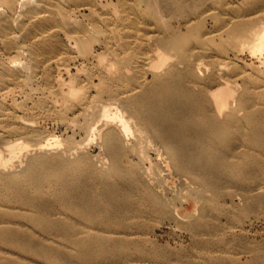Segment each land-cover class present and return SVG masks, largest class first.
<instances>
[{"label": "rangeland", "instance_id": "374dc122", "mask_svg": "<svg viewBox=\"0 0 264 264\" xmlns=\"http://www.w3.org/2000/svg\"><path fill=\"white\" fill-rule=\"evenodd\" d=\"M11 3L0 0V264H264V145L255 138L264 135V53L235 48L228 34L238 21L264 26V0H184L185 10L174 0ZM175 36L190 65L164 48L171 59L154 68ZM174 67L196 91L232 89L241 120L223 140L234 146L215 151L228 168L176 166L175 145L138 115L149 103L171 123L182 117L167 99ZM105 107L130 127L119 157L107 134L121 126L105 125ZM180 128L193 138L207 131L196 122ZM32 160L41 164L38 187L25 185L31 203L23 204L2 184L24 180ZM77 176L81 212L57 184ZM106 207L119 209L121 222L111 223ZM38 215L48 231L32 221ZM24 240L38 252L22 250Z\"/></svg>", "mask_w": 264, "mask_h": 264}, {"label": "bare ground", "instance_id": "6f19581e", "mask_svg": "<svg viewBox=\"0 0 264 264\" xmlns=\"http://www.w3.org/2000/svg\"><path fill=\"white\" fill-rule=\"evenodd\" d=\"M4 1L7 4L12 2V0H4ZM174 2L176 3L177 8L181 10H185L184 0H174ZM63 22H66V21L63 20ZM258 25L259 23L258 24L256 23V26ZM228 34L231 37V41H232L231 44L235 48H240V50L241 48L244 50L246 48L250 51V53H253L256 55L264 53V26H258L257 28H255L253 27V24L251 22L238 21V22L231 24L230 28L228 29ZM164 48L169 49L171 52L172 50H174L173 52H175V54L177 55L179 59V63H183L188 66L190 65V60L186 56V52L184 51L183 45L181 43V37L175 36V37H172V39L167 41L166 43L165 42L163 43V46H162L163 51L161 50L157 52V60L155 64L152 63L154 68L156 69L160 67L162 68V66H164L166 62H168L167 60L171 59L170 57L167 56V50H165ZM231 48L233 47L231 46ZM235 48L233 50H235ZM170 56L172 57V55ZM186 74L191 75V78L197 82V78L195 74H193L191 71H187ZM184 76H185L184 72L174 67L172 68L171 73L165 79L166 80L165 86H167L170 92V94L167 93L168 94L167 99L171 100L173 102L172 104H174L171 109L174 111H177L180 114V116H182L180 117L178 122L171 123L169 120V117L165 115H163L162 117H157V113L159 112L161 113L165 109L164 108L158 109L156 106L151 105L149 103L139 108L138 115H140V117L147 124V126L150 127V129H152L156 133L161 134L165 142L175 145V150L171 153V157L173 159V162L176 164V166L184 168V169L186 168L193 169L196 167L201 168V166H204L208 168V171L211 173L216 172V170H221L223 169V167L228 168V165L224 164L223 160L221 159L220 154L216 153L215 151H219L221 153V151L229 150L230 148H232V146H234L232 145L231 142H226L223 140V135L228 131H232L236 122H238V120H241L239 119V116L237 117V113H235V109H232L230 105L231 103L230 99L231 97H233L232 96L233 91L229 87L228 83H224V85L221 88H219L218 90L214 92L206 91L202 87L196 91L190 88L189 86H185L182 83ZM239 104L241 107H243L247 103L245 102L243 98V99H240ZM102 112H103L102 114L103 117L106 118L105 120L106 126H115V125L121 126L120 129L118 128L117 132L114 131V132H109L107 134V141L111 143V150L115 157L124 155V150L121 148L122 147L121 142H124L126 138L128 137V134L130 131L128 122L124 119L123 115L121 116L119 114H113V115L110 114L108 108L106 107L102 108ZM253 117L254 116L252 115V113L251 114L246 113V116L244 118L242 117L240 118L248 122V121H251ZM182 121L196 122L202 127H207L206 134L202 138L200 136L201 134L197 133L198 135H196V138H193V134L191 132L184 131L183 129L180 128ZM256 128H259V126L256 125ZM258 130L259 129H255V131H258ZM255 138L258 140V142H260L261 145H264V135L260 133L259 136L258 137L255 136ZM192 139H201L202 142L196 145L197 147L193 151H189V152L184 151L183 148L189 145ZM40 165L41 164L39 160H32L29 168L27 169L24 180H18V179L6 180V182H4L2 185L8 189H12L14 198L17 199L20 203H23V204L31 203L27 196V193L24 192V189H25V185H29L30 187L32 186V188L38 187L35 183V180H36L35 178H36V175L39 174ZM113 171L115 173H122V174L126 173L125 170L120 169L117 165L113 167ZM51 174H54V173H51ZM237 175H240V174H237ZM133 180L135 179L133 178ZM211 183H212L211 186L214 187L215 183L214 182H211ZM57 184L67 187L68 191L70 190L71 192L75 194V196L72 197L70 202L67 203V206L69 207V209H71V211L74 210L76 212H81V210L77 207V204H76V198L79 197L82 191V183L80 181V178H78L77 176L72 179L58 180ZM106 210H108L107 211L108 219L111 223L121 222V218L119 216V211H120L119 209L110 210L109 207H106ZM82 216L88 218V216L85 215L84 213H82ZM32 221L38 224L39 227L43 228V230L48 231L50 229L51 225L49 224L47 217L44 215H38L32 218ZM67 227L69 228L68 230H71L73 228L72 225H68ZM0 237L3 240L5 239L4 236H0ZM83 242L84 240H78L75 243L77 245H81L83 244ZM22 246H23L22 250L24 251H27L30 253L38 252L36 248H34L27 240H24V242L22 243ZM50 250L48 249L47 253H50Z\"/></svg>", "mask_w": 264, "mask_h": 264}]
</instances>
